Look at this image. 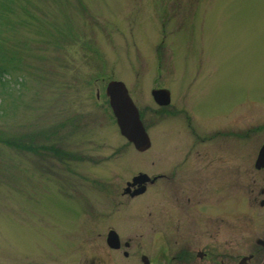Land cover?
Here are the masks:
<instances>
[{"label": "rangeland", "instance_id": "obj_1", "mask_svg": "<svg viewBox=\"0 0 264 264\" xmlns=\"http://www.w3.org/2000/svg\"><path fill=\"white\" fill-rule=\"evenodd\" d=\"M110 81L125 85L147 150L120 135ZM158 89L169 93L165 116ZM194 114L201 124L184 132ZM218 132L226 144H204L229 153L228 165L239 153L247 237V202L264 182L253 169L264 145V0H0V264H105L99 234H142V201L121 196L125 182L154 173L162 151Z\"/></svg>", "mask_w": 264, "mask_h": 264}, {"label": "flooded vegetation", "instance_id": "obj_2", "mask_svg": "<svg viewBox=\"0 0 264 264\" xmlns=\"http://www.w3.org/2000/svg\"><path fill=\"white\" fill-rule=\"evenodd\" d=\"M170 104H156L160 115L168 113ZM193 117L182 123L184 132L188 133V127L196 131L195 125L201 124L195 114ZM193 136L183 147L176 145L171 155L162 151L154 173L138 172L125 182L121 196L142 201L138 218L142 234L138 237L134 233V242L127 237H132L129 233L135 229L111 226L99 234L106 244L105 264L113 259L116 264H264V182L256 193L251 190L254 197L246 208L253 218L248 223L250 235L245 237L244 166L239 163V153H232L235 163L228 165L229 153H220L219 147L226 144V132ZM218 137L217 153L212 152L204 143ZM200 145L201 150H196ZM257 157L258 153L253 169L259 174L264 167L255 166ZM229 174L233 180L230 177L229 181ZM138 176H144L141 183H133ZM111 232L117 237L113 244L108 240ZM243 253L248 256L241 257Z\"/></svg>", "mask_w": 264, "mask_h": 264}, {"label": "water", "instance_id": "obj_3", "mask_svg": "<svg viewBox=\"0 0 264 264\" xmlns=\"http://www.w3.org/2000/svg\"><path fill=\"white\" fill-rule=\"evenodd\" d=\"M105 93L109 100V105L112 114L115 118L120 135L126 141L131 143L135 150L143 152L150 147V140L140 120L137 108L128 95L127 89L122 82H109ZM152 96L157 104L167 105L170 102L169 93L166 90H154ZM257 168L264 167V145L260 148L258 157L255 163ZM144 176H138L133 180L141 183ZM140 191H137L139 193ZM111 244H113L117 237L114 232L108 236Z\"/></svg>", "mask_w": 264, "mask_h": 264}, {"label": "bare ground", "instance_id": "obj_4", "mask_svg": "<svg viewBox=\"0 0 264 264\" xmlns=\"http://www.w3.org/2000/svg\"><path fill=\"white\" fill-rule=\"evenodd\" d=\"M140 119H141V116H140ZM141 121H142V119H141ZM143 123V122H142Z\"/></svg>", "mask_w": 264, "mask_h": 264}]
</instances>
